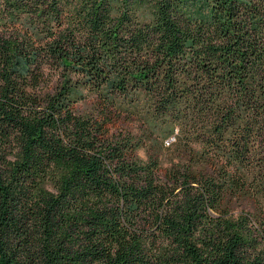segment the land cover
Listing matches in <instances>:
<instances>
[{
  "label": "trees",
  "instance_id": "1",
  "mask_svg": "<svg viewBox=\"0 0 264 264\" xmlns=\"http://www.w3.org/2000/svg\"><path fill=\"white\" fill-rule=\"evenodd\" d=\"M0 264H264V0H0Z\"/></svg>",
  "mask_w": 264,
  "mask_h": 264
}]
</instances>
